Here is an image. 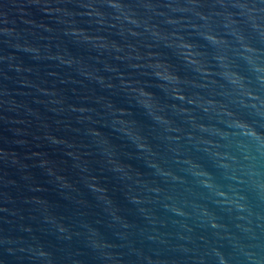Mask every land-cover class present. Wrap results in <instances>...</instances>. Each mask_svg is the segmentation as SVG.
Returning a JSON list of instances; mask_svg holds the SVG:
<instances>
[{"label": "water", "instance_id": "obj_1", "mask_svg": "<svg viewBox=\"0 0 264 264\" xmlns=\"http://www.w3.org/2000/svg\"><path fill=\"white\" fill-rule=\"evenodd\" d=\"M0 264H264V0H0Z\"/></svg>", "mask_w": 264, "mask_h": 264}]
</instances>
